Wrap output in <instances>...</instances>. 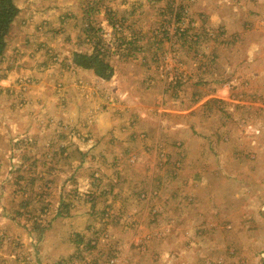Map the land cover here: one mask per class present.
<instances>
[{"label": "rangeland", "instance_id": "rangeland-1", "mask_svg": "<svg viewBox=\"0 0 264 264\" xmlns=\"http://www.w3.org/2000/svg\"><path fill=\"white\" fill-rule=\"evenodd\" d=\"M49 1L0 59V264L96 239L88 194L107 252L74 263L264 264V0ZM95 47L108 79L73 64Z\"/></svg>", "mask_w": 264, "mask_h": 264}, {"label": "trees", "instance_id": "trees-1", "mask_svg": "<svg viewBox=\"0 0 264 264\" xmlns=\"http://www.w3.org/2000/svg\"><path fill=\"white\" fill-rule=\"evenodd\" d=\"M17 1L18 0H0V59L3 58L2 56H3V53L6 51V49L9 48L8 39L9 40L16 39V36L13 35L14 33L11 32V29L15 23H20L19 24L20 29H25L26 24L33 26L34 28H36V30H43L46 26L43 23L46 20L41 17L35 16V15H31V16L29 15L26 18H23L22 20L17 21L16 18L18 17L20 13V10L17 5ZM49 2L51 4H54V6H51L48 8H53L59 11L58 8L60 7L57 8V6H59L57 2H53V0H50ZM164 13L170 16V20L173 19V16H174L175 21L179 19L178 13L173 11V9L167 3H166V7L164 8ZM68 16L69 15L61 16L63 17L62 19L63 23L65 19L68 18ZM91 17H92L91 13L85 12L86 19L88 18L89 20L91 19L93 20V18ZM163 30H165L164 26H163ZM165 34H166L167 40L171 38L169 33L165 32ZM153 36H154V42H157L156 39L158 35H153ZM98 44L102 45V42H99ZM12 46H10V48L14 50L15 45H12ZM104 55H106L105 52L101 51L99 47H95L94 52L91 55L82 54L78 52L73 53L72 60H73V64L76 67L83 68L85 70H92L95 75L108 79L112 75L113 69L109 65V61L107 60L108 56H104ZM48 62H51L50 57L47 63ZM13 68H14L13 66L6 67V73L2 75L0 79L4 78L5 75ZM170 79L173 80L172 77H170ZM25 82L26 81L24 80L23 84ZM96 199L97 197H95L93 194H88L87 198L85 199V204L89 205L90 218L92 219L89 225L87 226V230L90 231L89 232L90 235L92 236L96 235V239H91V238L89 239V236H87L85 233L74 232L73 239H71V244H74V246L76 247L74 253L70 255L68 259L59 258L56 264H80L81 261L83 260V258H80V256L83 254V250H90L92 253L94 252V250H96L101 254H105L107 252V250L102 249L98 246L99 243L101 242H98L96 240L100 239L98 237L102 235V230H99V229H101L103 224H106V221L109 217V212H105L103 209L98 211L96 208V203H95ZM61 206L63 207V210L58 211L57 214H54L52 223L53 221H56L58 218L64 217V213L67 212L66 210L67 208L66 209L64 208L62 201H60L59 207ZM99 213H102V214L100 215ZM51 225L52 224H49V226L47 227H50ZM41 232L42 231L40 230V233ZM80 246H83V247L81 248ZM109 254L110 253L108 252V256ZM78 258H80V263H74V261H77Z\"/></svg>", "mask_w": 264, "mask_h": 264}]
</instances>
